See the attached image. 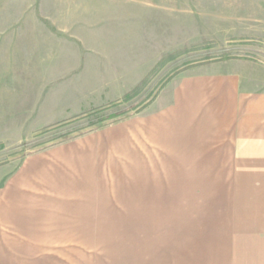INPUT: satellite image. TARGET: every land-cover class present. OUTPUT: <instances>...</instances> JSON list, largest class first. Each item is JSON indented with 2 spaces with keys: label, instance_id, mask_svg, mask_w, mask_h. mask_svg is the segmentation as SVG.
Returning <instances> with one entry per match:
<instances>
[{
  "label": "rangeland",
  "instance_id": "1",
  "mask_svg": "<svg viewBox=\"0 0 264 264\" xmlns=\"http://www.w3.org/2000/svg\"><path fill=\"white\" fill-rule=\"evenodd\" d=\"M192 76L236 86L237 137L207 152L206 182L191 175L173 194L162 183L157 199L102 193L108 199L89 200L88 248L62 241L64 232L41 241L24 217L38 209L37 163L22 171ZM89 77L107 102H87ZM6 190L23 203L18 225L10 209L3 227L8 209L0 212V264H224L232 252H261L264 0H0V206Z\"/></svg>",
  "mask_w": 264,
  "mask_h": 264
},
{
  "label": "crops",
  "instance_id": "2",
  "mask_svg": "<svg viewBox=\"0 0 264 264\" xmlns=\"http://www.w3.org/2000/svg\"><path fill=\"white\" fill-rule=\"evenodd\" d=\"M90 69L89 66V75L92 74ZM235 87L232 78L192 76L161 92L140 112L42 151L36 162L22 171H30L37 163L41 193L38 209L24 216L25 221L37 222L39 227L33 231L38 232V238L43 242L47 240L46 232L54 236L64 232L62 238L57 237L88 248L89 200L108 199V194L104 197L100 194L111 190L134 194L133 199H157L158 185L165 183L166 186L161 187L163 192L173 194L175 184H189L194 174L195 182L205 183L201 178L206 175V167L212 166L207 152L215 150L213 145L217 141L230 144L237 137L231 131L237 114L236 102H231V98L235 100ZM87 88V102L95 103L91 77ZM97 91L100 94V97L96 95L97 100L100 99L98 103L107 102L108 92L106 100L101 98L103 85ZM192 167L194 173L191 174ZM11 197L9 190L2 196L4 206H0V212L3 214L8 209L2 215L3 227L10 221V209L13 210L11 219L16 218L17 209L23 203ZM113 198L109 196V199ZM166 198L175 199V196ZM13 220L18 225V221ZM16 229L23 232L22 228ZM259 229L263 231L261 240H257L261 242L262 251L257 252L254 245L250 257H235L232 252L224 264H264V225ZM243 258L245 260H238Z\"/></svg>",
  "mask_w": 264,
  "mask_h": 264
},
{
  "label": "trees",
  "instance_id": "3",
  "mask_svg": "<svg viewBox=\"0 0 264 264\" xmlns=\"http://www.w3.org/2000/svg\"><path fill=\"white\" fill-rule=\"evenodd\" d=\"M117 115L116 114H114V113H112V114H110V115H108V117L109 118H114V117H116ZM102 126V125H101Z\"/></svg>",
  "mask_w": 264,
  "mask_h": 264
}]
</instances>
